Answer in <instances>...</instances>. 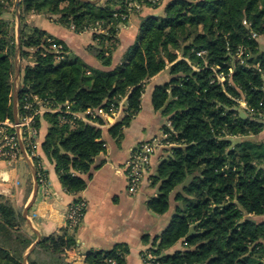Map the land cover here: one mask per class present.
Segmentation results:
<instances>
[{"label": "trees", "instance_id": "obj_1", "mask_svg": "<svg viewBox=\"0 0 264 264\" xmlns=\"http://www.w3.org/2000/svg\"><path fill=\"white\" fill-rule=\"evenodd\" d=\"M132 1L142 0H21L20 57L32 55L34 65L24 68L20 113L26 95L61 106L44 113L49 130L42 148L65 190L77 194L87 187L78 174L91 176L105 144L102 130L74 119L66 103L71 112L109 111L126 97L125 116L111 130L121 137L142 110L146 83L169 68L171 78L155 88L152 105L169 118L163 130L172 146L150 176L157 196L148 209L157 215L171 212V218L147 251L160 264H264V221L259 220L264 217V137L248 139L264 133V125L236 101L243 92L257 114L264 112V76L249 68L260 63L264 69L258 38L264 37V0H171L164 15L141 20L136 43L110 71H90L81 59L58 60L50 40L67 52L63 41L26 22L31 14L48 15L76 33L99 25L104 32L93 33L95 44L88 49L110 66L120 25L126 23L121 16ZM17 2L0 0V122H14L16 23L6 16L16 13ZM161 2L145 4L157 8ZM216 73H224L227 81L220 82ZM96 122L104 121L98 117ZM26 221L0 195V264H73L63 255L76 244L67 230L44 237L26 260L34 243ZM179 243L182 248L172 250ZM129 252L127 245L116 244L87 253L85 264H110V259L127 264Z\"/></svg>", "mask_w": 264, "mask_h": 264}, {"label": "crops", "instance_id": "obj_2", "mask_svg": "<svg viewBox=\"0 0 264 264\" xmlns=\"http://www.w3.org/2000/svg\"><path fill=\"white\" fill-rule=\"evenodd\" d=\"M142 10L134 13L129 23L120 26L119 42L110 66L102 65L88 49L95 44L93 32L76 33L58 24L55 19L39 14L28 15L27 21L63 41L67 46L68 59H81L90 71H110L124 62L127 52L136 43L141 20L157 14L153 7ZM32 59V55L23 61L19 57V88L23 84L24 64L28 62L33 66ZM170 78L167 68L146 83L142 110L123 130L121 137L112 135L111 130L125 114L116 120L99 117L104 121L102 124L92 123L102 130L100 141L105 144V151L96 157L91 176L78 174L87 181V187L77 194L65 190L56 164L43 151L42 144L49 130L44 114L39 120L40 154L49 179V191L46 192L38 184L36 167L27 157L23 156L14 164L0 159V195L13 202L24 216L26 213L25 229L34 238V243L38 244L44 237L67 230L76 239V244L68 247L67 252L64 251L65 260L69 263L85 264L87 253L110 250L116 244H124L130 250L127 264H144L143 252L153 245L156 237L160 240L171 218V212L157 215L148 209L149 200L157 196V188L151 185L150 176L156 173L159 164L169 156L168 148L161 147L156 151L144 176L142 188L136 195H130L127 190L126 163L139 143L161 135L164 133L163 127L170 126L169 118L154 110L152 105L155 88ZM77 199L85 200L87 209L80 227L70 231L66 227V215L70 205ZM259 220L264 221V217L261 216ZM147 236L150 237L149 243L144 241ZM180 248L182 243L172 250ZM34 258L38 256L34 255Z\"/></svg>", "mask_w": 264, "mask_h": 264}, {"label": "built area", "instance_id": "obj_3", "mask_svg": "<svg viewBox=\"0 0 264 264\" xmlns=\"http://www.w3.org/2000/svg\"><path fill=\"white\" fill-rule=\"evenodd\" d=\"M149 2L152 5H157L161 0H142L132 1L128 4L127 13L121 17L123 20L129 19L132 11L142 10L146 6L145 2ZM118 16V14H116ZM100 26L88 27L89 31L98 32ZM256 36V34H254ZM50 51L57 54L58 60L66 59L67 55L63 49V45L56 43L54 40H50ZM202 55L203 53H198ZM239 56L243 55V51L240 50ZM244 64L245 60H241ZM249 68L256 74L264 76V69L260 63L249 65ZM234 70L231 69L232 74ZM231 76V75H230ZM217 79L224 83L227 81V76L224 73H216ZM232 81V79L230 80ZM264 89V87L262 88ZM240 107L246 110L249 114L259 115L261 122L264 125V112L256 113L254 107H252L247 99L246 94L241 92V97L236 99ZM264 103H261L263 105ZM70 103H66V111L73 115L74 119H82L88 123H96V118L104 117L107 120L118 119L121 115L125 114L126 99L123 97L120 99L117 107H112L111 110L107 111L104 108L88 109L84 112H71L69 110ZM20 108V106H19ZM22 112L19 115V121L16 123L9 120L0 122V159L5 160L11 164L16 163L24 156L21 149V142L24 145L26 153L35 165L37 170V182L43 187V189L49 191V179L41 158V143H40V131H39V120L40 116L46 112H58L61 111V106H52L50 100L40 99L36 95H26L24 103L22 105ZM168 133H162L159 136L153 137L147 141L139 143L131 152L130 158L126 163L127 172V190L130 195H136L140 192L144 180V176L147 173L152 157L156 151L161 147L168 148L171 144L168 142ZM87 209V202L83 199H77L74 201L66 215V227L70 231H74L82 224L85 212ZM66 252L68 248L65 249ZM143 254L144 264H160L155 256L148 251ZM110 264H118L115 259L109 260Z\"/></svg>", "mask_w": 264, "mask_h": 264}, {"label": "water", "instance_id": "obj_4", "mask_svg": "<svg viewBox=\"0 0 264 264\" xmlns=\"http://www.w3.org/2000/svg\"><path fill=\"white\" fill-rule=\"evenodd\" d=\"M101 0H89V2L91 3H98ZM20 6H21V0H18L17 2V13H16V22H17V28H16V38H17V44H16V52H15V79H14V95H13V114H14V121L17 123L19 121V115H20V111H19V92H20V65H19V57H20V50H21V40H20V30H21V26H20ZM21 149L22 152L24 154L25 157H28L26 150L24 148L23 143L21 142ZM30 160V159H29ZM31 161V160H30ZM26 216V213H25ZM37 242L33 243V245L29 248L28 252L26 253V260L28 258V256L30 255L31 252H33V250L36 248Z\"/></svg>", "mask_w": 264, "mask_h": 264}, {"label": "rangeland", "instance_id": "obj_5", "mask_svg": "<svg viewBox=\"0 0 264 264\" xmlns=\"http://www.w3.org/2000/svg\"><path fill=\"white\" fill-rule=\"evenodd\" d=\"M171 0H164L163 2H161V4L157 7V8H154L155 9V13H157V14H155V15H164L165 14V9H166V7H167V5H168V3L170 2ZM145 8V7H144ZM143 11V10H142ZM141 10H139V11H132V14L130 15V17H129V19L127 18V20H124V21H126V23L125 24H127V23H129L130 22V19H131V17H132V15L134 14V12H142ZM16 13H17V11H16ZM16 13L13 15V14H10V15H7L6 17H8V18H10V19H12V20H14V18H15V23H16V27H17V20H16ZM42 16H44V17H46V18H48V19H50L49 18V16L48 15H43L42 14ZM27 19H28V17L26 18V22H27V24H28V26H29V28H33L34 27V24H31V23H29L28 21H27ZM141 23V22H140ZM123 25V24H122ZM122 25H120V26H122ZM139 26H140V24H139ZM34 28H36V27H34ZM40 29V28H39ZM29 29H27L26 31H28ZM87 31H89V30H87ZM92 32V31H91ZM104 32V30H101V27L99 28V31L98 32H93V33H103ZM17 33V32H16ZM94 35V34H93ZM258 38H260V37H258ZM93 40H94V36H93ZM259 41H260V49H261V51H263L264 52V37H262V38H260L259 39ZM49 49H51L50 47H49ZM31 52L32 51H34V50H30ZM67 53V52H66ZM177 53L179 54V56L181 57V52L180 51H177ZM72 58V57H71ZM72 60V59H71ZM27 66V65H29V63L28 62H26L25 64H24V66ZM25 68V67H24ZM14 79H15V73H14ZM126 100H127V98L126 97H124ZM97 109V108H96ZM244 114V113H243ZM125 116V115H124ZM169 135V134H168ZM264 137V133H262L261 135H259V136H257V137H250V138H248V139H251V140H256V141H260L262 138ZM171 146H172V144H171ZM171 146H169L168 148H170ZM7 201L9 202V203H11L13 206H14V204H13V202H11L9 199H7ZM15 207V206H14ZM15 209L19 212L20 211V209H18V208H16L15 207ZM22 214H23V212H22ZM24 215V214H23ZM64 255V254H63Z\"/></svg>", "mask_w": 264, "mask_h": 264}]
</instances>
